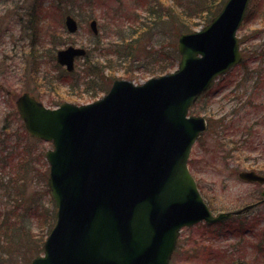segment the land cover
<instances>
[{
    "label": "water",
    "instance_id": "water-1",
    "mask_svg": "<svg viewBox=\"0 0 264 264\" xmlns=\"http://www.w3.org/2000/svg\"><path fill=\"white\" fill-rule=\"evenodd\" d=\"M249 3L228 0L209 25L181 35L173 73L140 85L117 79L103 98L81 106L50 109L29 93L18 98L28 133L53 143L46 159L56 223L44 254L30 264H171L182 227L222 222L256 206L214 215L188 165L208 127L205 117H188L190 108L242 61L236 35ZM65 24L70 33L79 30L70 14ZM90 28L99 34L96 20ZM85 55L69 46L57 62L73 72ZM238 177L264 184L254 170Z\"/></svg>",
    "mask_w": 264,
    "mask_h": 264
},
{
    "label": "rangeland",
    "instance_id": "rangeland-1",
    "mask_svg": "<svg viewBox=\"0 0 264 264\" xmlns=\"http://www.w3.org/2000/svg\"><path fill=\"white\" fill-rule=\"evenodd\" d=\"M94 1L87 4L85 0H0V148H3L0 152V232L13 226L30 227L34 233L30 234L27 246L31 244L37 248L46 240L56 213L48 186L49 164L45 157L52 145L48 146L24 133L25 128L16 107L17 98L29 93L48 108H57L63 102L79 105L92 103L103 97L116 79L142 84L159 76L160 72H164L160 69L161 65L169 62L160 61L174 56L171 54L172 48L165 54L159 50L166 36L146 41L145 48L140 47L133 58H127L129 55L124 50L117 54L111 53L109 47L116 41L117 33L132 26L127 19L134 17L130 12L134 0ZM33 3L36 4L39 15L36 22L37 34L32 29V33L28 31L31 22L28 26L26 13L28 9L34 8ZM67 13H72L79 22L80 29L75 34L69 33L65 27ZM92 19L98 21L97 36L90 28ZM251 34L255 39L244 44L242 49L246 48L253 57H257L258 53L264 52V26L257 14L251 19L246 18L244 29L239 31L241 38ZM174 35L170 34L168 41L177 44V37L174 38ZM70 45L87 50L85 58L79 57L76 60L73 73H68L56 61L57 52ZM106 51L109 52L105 57ZM37 54L39 59L34 66ZM91 62L99 68L89 67ZM254 65L256 70L264 72V63L257 62L252 64ZM99 69H102L101 75L94 73ZM175 69L176 67L171 68L172 71ZM242 70L241 66L237 67L219 78L213 87L214 92L222 87L230 89L231 81H237ZM111 74L112 79L108 82L106 80L105 88L98 87V84L105 83L101 81V77ZM251 85H239L235 98L222 109L223 115L232 113V105L238 97L246 99ZM97 90L100 91L93 94ZM258 91L260 93L255 102L261 103L264 101L262 81ZM217 96L218 94L210 98L209 102H213L209 105L213 114L220 113L218 107L221 104L218 101L221 97ZM203 105H207L205 100L198 102L191 114L207 119ZM240 116L244 119L242 124L245 133L253 122L264 121V109L247 106ZM207 131L208 129L193 147L189 166L211 211L215 215L233 212L257 202L264 186L244 182L238 174L252 170L249 165L264 164L263 148L260 146L251 155L247 151L241 155L237 152L226 159L218 146L219 135H215L213 131L206 133ZM255 131L257 135L253 140L255 146H258L264 142V127L258 126ZM230 134L234 140L242 135L235 132ZM244 139L249 142L252 138L245 135ZM20 161L23 162L20 164ZM31 235H34L35 240H32ZM6 247L14 249V242L10 241ZM184 255L190 258L185 259ZM239 261L264 264V205L247 215L233 216L225 222H203L184 228L171 262L235 264Z\"/></svg>",
    "mask_w": 264,
    "mask_h": 264
},
{
    "label": "trees",
    "instance_id": "trees-1",
    "mask_svg": "<svg viewBox=\"0 0 264 264\" xmlns=\"http://www.w3.org/2000/svg\"><path fill=\"white\" fill-rule=\"evenodd\" d=\"M90 1L92 0H88V2ZM225 2L226 0H137V6L140 8V11L137 12L134 10V12L131 13L134 17L132 19H127V21H131L132 26L117 33L118 37L109 47V51L117 54L120 53L121 50H124L125 54L129 55L127 58H133V54L140 47L145 48L146 41H152L154 38H163L166 36L161 43L159 50L165 54L169 48H172L173 52L171 54H174V56L172 59L168 57L170 60L167 58L161 60V63L164 61L167 62V60L169 62L162 64L160 69L163 71L170 70L178 62L180 55L175 43L168 41V39L174 34L178 35L182 32H191L196 27L206 25L221 11ZM256 14L264 26V0H261V2L260 0H255L253 8L249 10L247 19H251ZM38 16L39 15L36 12V4L34 3V8L32 9V20L30 21L31 25L28 29H32L35 34H37L36 22L38 21ZM252 34L251 36H253ZM254 38L255 37H252L251 39ZM109 51H106L104 55L105 57L108 55L107 52ZM35 57L34 66L38 63V54ZM257 60L264 63L263 51L258 53ZM251 61L248 58V55H246L243 63L241 64V68L243 69L242 73L237 81H231L230 89L222 87L221 89H218L219 91L214 92L212 88L198 101L200 102L201 100H205L207 102L206 106H202L206 112L205 115H207L209 122L208 131L206 133L213 131L215 135H219V138L217 139L219 142L218 146L221 148L223 157L226 159H230V155L237 152H239L240 155L243 154L244 151H247L249 155L254 154L259 150L260 146L264 150V142L255 146V141L253 140L257 135L255 128L258 129V126L261 128L264 127V121L262 123H258L257 121L253 122L246 128V132L243 133L242 122H244V119L240 116L241 112H244L247 106L253 109H264V101L261 103L255 102L256 98H258V93H260L258 91L260 82L262 81L264 83V78L261 79L264 72L256 70V68L250 69L249 65ZM89 67L99 68L98 66H94L93 62L89 64ZM100 71H102V69L93 72L97 75H101ZM112 76V74L104 77L102 76L101 81L105 83L102 85L98 84V87L104 89L106 86V80L107 82L110 81ZM246 84H252L246 99L238 97V100H236L232 105V113L230 115H223L224 111L222 109H224L226 104L235 98L239 85ZM99 91L100 90H97L95 93ZM217 94L221 97L218 101L221 104V107H218L220 113L213 114V111L209 110V105L213 102H209L210 98L216 97ZM246 100L249 101L247 104H244ZM231 132H235V134L240 133L242 135L239 139L234 140L230 134ZM24 133L26 134V132ZM245 135L252 138L251 141L248 142L246 140L247 138L244 139ZM228 147L231 148L229 149ZM22 162L23 161H20V164ZM248 167L264 174V164L258 165L255 163L253 165H249ZM24 173L25 172H23V174ZM32 233H34V231H32L30 227L28 228L23 225L20 226V228L13 226L4 232H0V264H29L34 257L39 256L40 252H43V244L45 240L37 248L32 247L31 244L27 246L29 236ZM31 236L32 240H35L34 235ZM10 241L14 242V249L6 247Z\"/></svg>",
    "mask_w": 264,
    "mask_h": 264
},
{
    "label": "bare ground",
    "instance_id": "bare-ground-1",
    "mask_svg": "<svg viewBox=\"0 0 264 264\" xmlns=\"http://www.w3.org/2000/svg\"><path fill=\"white\" fill-rule=\"evenodd\" d=\"M228 0H226V2H227ZM85 2L87 3L88 2V0H85ZM90 2H95L94 0H92V1H90ZM90 2H88L87 4H90ZM254 2H255V0H250V3H249V7H248V9H247V11H246V14H245V17H244V19H243V21H242V23H241V25H240V27H239V29H238V32H237V35H236V38L238 39V42H239V51H240V53H241V55H242V61L238 64V65H236L235 67H233L231 70H229L228 72H230V71H232L233 69H235V68H237V67H240L241 66V64L243 63V61H244V59H245V57H246V55H248V58L250 59V61H251V63H250V65H249V67H250V69H254V68H256L255 67V65L254 66H252V64L253 63H257L258 62V64H261V63H263V62H261L260 60H257V57H253V55H252V53L250 52V51H248L246 48H245V50L244 49H242V46L244 45V44H246L247 42H250L252 39V37H251V35H243V38H241V37H239V31L240 30H242V29H244V26H245V24H246V18H247V15H248V13H249V10H251L252 8H253V5H254ZM34 4V3H33ZM32 8H33V6H32ZM134 10H136L137 12H139L140 11V8L137 6V0H134V5H133V7H132V10L130 11V12H134ZM26 15L28 16V20H29V24H28V26L30 25V20L32 19V9H28L27 10V13H26ZM218 15V14H217ZM216 15V16H217ZM22 16V15H21ZM216 16H214L212 19H211V21L209 22V23H207L206 25H203V26H201V28H195L193 31H191V32H182V33H179L178 35H174V38H176L177 37V44L175 43V45H176V47H177V50L179 51V48H178V46H179V39H180V36L181 35H184V34H191V33H194V32H197V31H200L202 28H204V27H206L207 25H209L211 22H212V20L216 17ZM20 19H22V18H20ZM27 26V27H28ZM29 32H31L32 33V31L31 30H28ZM94 34V33H93ZM95 36H97L96 34H94ZM255 39V38H254ZM244 42V43H243ZM161 45V44H160ZM71 46V45H70ZM75 47V46H74ZM76 48H81V49H84V48H82V47H76ZM85 51H86V54H87V50L86 49H84ZM254 54V53H253ZM179 55H180V53H179ZM76 60L77 59H75V64H76ZM180 61H181V55L179 56V60H178V62H177V64H176V66H174V67H172V69L173 68H175L176 67V69L175 70H171V72H169L170 70H166V71H164V72H160V74L162 73V75H160V74H158L159 76H157V77H160V76H164V75H166V74H170V73H173V72H175L176 70H178V68H179V64H180ZM261 62V63H260ZM168 72V73H167ZM228 72L227 73H225V74H222V75H220L218 78H217V80L219 79V78H221V77H223V76H225V75H227L228 74ZM153 78H155V77H153ZM151 79V78H150ZM98 92H94L93 94H97ZM81 105H86V104H81ZM80 105V106H81ZM59 106V105H58ZM196 105H192L191 106V108H190V111H189V114L188 115H191V111L193 110V108L195 107ZM7 117V116H6ZM6 128V127H5ZM40 142H45V144L46 145H52V147L51 148H49L47 151H49L50 149H52L53 148V143L52 142H50V141H45V140H43V141H40ZM44 144V145H45ZM46 151V152H47ZM193 175V174H192ZM237 211H239V210H236L235 212H237ZM238 215H240V214H238ZM200 223H203V221H200V222H198V223H196L195 225H198V224H200ZM185 227H182L181 228V230H180V233H179V237H178V239L177 240H179V238H180V234H181V232H182V230L184 229ZM50 234V233H49ZM42 253L43 252H40V254L39 255H42ZM192 254V253H191ZM185 256V259H188V258H190V256H188V255H184ZM221 257V256H220ZM192 258H194V257H192ZM202 259V257H200L199 258V260H201Z\"/></svg>",
    "mask_w": 264,
    "mask_h": 264
},
{
    "label": "flooded vegetation",
    "instance_id": "flooded-vegetation-1",
    "mask_svg": "<svg viewBox=\"0 0 264 264\" xmlns=\"http://www.w3.org/2000/svg\"><path fill=\"white\" fill-rule=\"evenodd\" d=\"M0 146H1V142H0ZM2 150H3V148H0V152H1ZM0 161H1V159H0ZM1 172H2V170L0 169V173H1ZM259 201H260V200H258V203H260ZM262 205H264V204H262ZM262 205H261V203H260L258 206H256V208L261 207ZM248 213H249V212H248ZM248 213H247V214H248ZM247 214H245V215H247ZM241 216H244V215H241Z\"/></svg>",
    "mask_w": 264,
    "mask_h": 264
}]
</instances>
